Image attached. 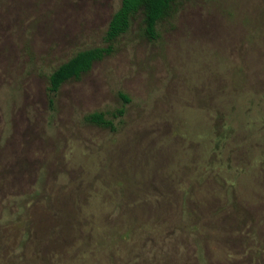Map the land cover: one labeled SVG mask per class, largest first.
<instances>
[{
    "label": "rangeland",
    "instance_id": "374dc122",
    "mask_svg": "<svg viewBox=\"0 0 264 264\" xmlns=\"http://www.w3.org/2000/svg\"><path fill=\"white\" fill-rule=\"evenodd\" d=\"M120 5L0 0V264H264V0L137 14L51 103Z\"/></svg>",
    "mask_w": 264,
    "mask_h": 264
},
{
    "label": "trees",
    "instance_id": "16d2710c",
    "mask_svg": "<svg viewBox=\"0 0 264 264\" xmlns=\"http://www.w3.org/2000/svg\"><path fill=\"white\" fill-rule=\"evenodd\" d=\"M176 2L177 0H121V5L112 15L106 31L107 45L82 49L50 73L48 86L50 102L54 103L55 94L63 83L72 78H80L92 68L96 61L102 60L113 52V42L130 29L137 14L142 16L144 33L149 38L156 39L159 22L171 15ZM123 97L126 102L130 101L128 96L123 95ZM117 112L123 114L124 108ZM114 116H117L116 113ZM85 120L103 127L113 129L116 127L114 120L107 117L104 111L91 112L85 116Z\"/></svg>",
    "mask_w": 264,
    "mask_h": 264
}]
</instances>
